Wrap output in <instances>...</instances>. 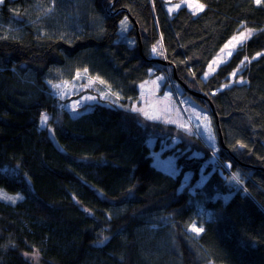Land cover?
<instances>
[{
    "label": "trees",
    "instance_id": "trees-1",
    "mask_svg": "<svg viewBox=\"0 0 264 264\" xmlns=\"http://www.w3.org/2000/svg\"><path fill=\"white\" fill-rule=\"evenodd\" d=\"M111 1L0 5V191L23 196L0 199V264H37L33 254L38 264H264V3L197 0L203 11L170 16L162 0H116L138 23L139 46L134 33L131 43L118 40L121 15L107 13ZM243 28L254 32L203 80ZM159 39L177 77L210 97L226 147L219 153L242 186L210 172L193 192L180 188L186 171L196 183L208 152H182V143L172 177L152 164L163 137L149 144L155 124L124 105L71 112L47 85L56 67L66 77L87 69L131 103L151 70L166 71L146 59ZM42 112L52 134L39 126ZM192 224L203 231L189 233Z\"/></svg>",
    "mask_w": 264,
    "mask_h": 264
},
{
    "label": "rangeland",
    "instance_id": "rangeland-1",
    "mask_svg": "<svg viewBox=\"0 0 264 264\" xmlns=\"http://www.w3.org/2000/svg\"><path fill=\"white\" fill-rule=\"evenodd\" d=\"M189 2L194 5L198 3L195 0H189ZM51 9L52 7H50L49 4L44 8V10H47L49 13L48 16L51 15ZM190 10L194 11V9ZM1 27L4 28V24L0 22V29H2ZM247 29L251 28H243L241 31H246ZM252 32H254V30H252ZM119 34L121 35V33ZM238 34L239 32L235 35ZM232 37L226 43H228ZM224 45L222 48H224ZM234 49L230 47L226 49L223 54L220 53L219 50L211 62L217 58L218 54L222 56L225 62L230 57L226 55L227 51L233 52ZM224 62L219 63L218 66ZM218 66L213 65L215 71ZM50 72L49 78L47 79L49 89L57 95L66 109L71 112H75L85 103L99 102L112 107H123L124 105L127 108L125 110L134 112L143 123L149 122L155 124V127H151L153 137L149 139V144L152 145L154 141H156V134L158 135L161 133L163 137L161 138L159 136L158 139L160 148L151 152L152 164L166 174L172 176L178 175L179 167L176 164L177 158L175 152L181 150L179 146H181L182 143L188 142V145L181 151L185 152L186 149H188L190 150V154L194 156H202V152H208V149L211 150V152L216 150L217 132L208 107L202 102L193 99L189 94H186L179 85L175 84V89L180 99L177 100L173 92L174 90L170 88L168 67H166L165 73L161 72L157 74L151 70V76L138 84V96L133 98L131 103H124V99L120 97L118 93L112 91L106 84L100 83L102 80L99 78L90 76L87 72L85 73L84 70H76L73 73L74 76L72 75L73 77L71 76L70 78L66 77L68 69L64 67L58 69L54 68ZM78 73L80 74L79 77L77 75ZM206 73H209L208 67L205 74ZM211 73L207 75V78ZM205 74L202 76L203 80L207 79ZM56 85H60V87H55ZM142 85L143 87H141ZM78 101L79 103L77 104ZM133 108H142L145 112L157 116L158 118L147 119L143 113L133 111ZM205 117H207V119H205ZM173 129H175L174 133L170 134ZM210 136L212 137L211 139L209 138ZM198 141L202 145V149L199 148ZM190 143L194 144L198 149L191 148ZM206 165V162L203 163L199 179L194 184L195 186L190 183V173L188 171L184 172L181 178L180 188H187L188 191L193 192L196 186L202 185L210 174V172H204ZM7 195L17 196L12 194ZM195 204L198 214L204 218L208 217V213L203 210L196 201ZM188 232L196 233L191 230V227L188 229ZM30 256L33 261L38 262L39 258L36 254Z\"/></svg>",
    "mask_w": 264,
    "mask_h": 264
},
{
    "label": "bare ground",
    "instance_id": "bare-ground-1",
    "mask_svg": "<svg viewBox=\"0 0 264 264\" xmlns=\"http://www.w3.org/2000/svg\"><path fill=\"white\" fill-rule=\"evenodd\" d=\"M163 3H164V7H165V10L167 12L168 15L172 16L173 14H175L178 10L180 9H185V10H188L193 16V11L190 10V8H188L187 6L185 5H182L179 9H175L171 12H169V8L172 7L173 5L177 4V3H181V0H162ZM197 1V0H195ZM116 0H112L110 2V5L107 7V13L109 15H121V20H125V18H127V29L126 31L122 30V27H121V22H119V27H118V40H127L129 43L132 42V39L131 38H127V35H132L130 33H134L136 35V38H137V42L140 46V37H139V25L138 23L135 21V19H133L131 17V15L129 14L128 10L125 8V7H115L114 4H115ZM198 3H200L199 1H197ZM2 4V3H1ZM0 4V5H1ZM201 4V3H200ZM172 5V6H171ZM196 15V14H195ZM120 20V21H121ZM122 20V21H123ZM121 33V35L119 34ZM161 39H159V41L157 42V44L155 45H152L150 48H149V52H148V57L146 59L148 60H155V59H161V60H165L167 62H169L166 58V55H165V52L162 48V44H161ZM156 46L157 48V52H153L152 49L153 47ZM155 62V61H154ZM158 63V62H156ZM171 63V62H170ZM160 64V63H159ZM173 65V63H171ZM164 67H168L169 68V83H170V88L171 90H174L173 92L175 93V97L177 98V100L179 99V96H178V93L175 89V84L179 85L180 84L177 82V80L173 77V74H172V69L171 67L169 66H166V65H163V64H160ZM208 67V66H207ZM58 68H61V67H56L55 69H58ZM81 70H85V69H81ZM207 70V69H206ZM88 73V71H87ZM214 72H212L211 74H213ZM90 76H95L97 78H99L98 76L96 75H91L90 73H88ZM177 75V74H176ZM74 76V74H73ZM72 76V77H73ZM70 78V77H68ZM100 80H102L101 78H99ZM179 79V78H178ZM181 80V79H180ZM185 83V82H184ZM187 85V83H185ZM189 86V85H187ZM190 87V86H189ZM180 88L182 89V87L180 86ZM193 89V88H192ZM183 90V89H182ZM195 90V89H194ZM184 91V90H183ZM198 92H203V91H199V90H196ZM185 92V91H184ZM51 93L53 94V96L57 97V95L55 93H53L51 91ZM186 94H188L187 92H185ZM204 93V92H203ZM191 96V95H190ZM121 97V96H120ZM192 97V96H191ZM58 98V97H57ZM193 99L195 100H203V99H198V98H194L192 97ZM180 100V99H179ZM204 101V100H203ZM205 102V101H204ZM62 104V102H61ZM205 104L207 105V103L205 102ZM63 105V104H62ZM208 106V105H207ZM63 107H65L63 105ZM66 109V107H65ZM208 109H209V106H208ZM47 114L46 112H42V114ZM41 115H40V118H39V126L43 127V128H47L49 129L50 133L52 134V128L51 126L49 125V123L47 122L46 125L42 126L41 125ZM48 115V114H47ZM211 115V113H210ZM212 116V115H211ZM49 117V115H48ZM213 118V117H212ZM49 121V120H48ZM214 121V120H213ZM216 127V126H215ZM217 132V130H216ZM219 148H222V149H226L225 147V143L224 141L222 140V142L220 143L219 142V138H218V133H217V143H216V147H215V151L211 152V150L208 149V155L205 157V160H204V163L206 162L207 166L210 167V170L208 172H214V174H216L217 178L221 181V182H227V181H231L233 182L235 185H238V186H242L240 184V181L239 180H236V179H233L234 176H237L234 171H233V166H232V163L230 160L226 159V158H223L220 153H219ZM211 153V154H210ZM248 167H254L253 165H249L247 164ZM263 171H264V168L262 167L261 168ZM1 171H4V168L0 169ZM169 175V174H168ZM172 176V175H170ZM173 177V176H172ZM4 193H7V194H12V195H18V196H21V199L23 198L22 194L20 192H14V193H11V192H5L3 191ZM19 199V200H21ZM7 202V200H4ZM18 201V200H17ZM35 262V261H34ZM39 262V260H38ZM38 262H35L38 264Z\"/></svg>",
    "mask_w": 264,
    "mask_h": 264
},
{
    "label": "snow or ice",
    "instance_id": "snow-or-ice-1",
    "mask_svg": "<svg viewBox=\"0 0 264 264\" xmlns=\"http://www.w3.org/2000/svg\"><path fill=\"white\" fill-rule=\"evenodd\" d=\"M254 2L257 5H260L261 3H264V0H254ZM0 3H3V0H0ZM182 5H185V6H187L190 9H194V11H193L194 15L197 14L198 12L203 11L204 7H205V5L200 4V3H196L194 5V4L190 3L189 0H181V3H177V4L173 5L172 7H170L169 8V12H171V11H173L175 9H179ZM49 11H50V9H49ZM121 27H122V30L126 31V29H127V18H125V20L121 21ZM251 35H252V30L251 29H247L246 31H240L238 35H234L232 37V39L228 43H226L224 45V48H222L220 50V53H222V54L225 53V50L229 49L230 47L234 49L236 47V45L242 44L243 41L245 39L249 38ZM152 51L153 52H157L156 46L153 47ZM226 55L227 56H231L232 55V51H227ZM257 55L259 56L261 54L258 53ZM245 60H247V57H245ZM221 62H224L223 58H222V56L220 54H218L217 58L214 59L208 66L209 73L215 71V68L213 67V65H217L218 66V64L221 63ZM241 63H243V61H241ZM84 71L86 73L87 69H85ZM209 73L205 74L206 78H207V75ZM77 75L79 77L80 74L78 73ZM232 75L235 76L236 73L233 72ZM90 83H91V81H90ZM100 83H104V81H100ZM55 87L59 88L60 85H56ZM141 87H143V85ZM78 103H79V101L77 102V104ZM132 110L133 111H139V112L143 113V115L147 119H157L158 118L157 116L150 115L148 112H145L144 109H142V108H133ZM205 119H207V117H205ZM48 120H49V117H48L47 114H42L41 115V125L42 126L46 125ZM209 138L211 139L212 137L210 136ZM241 146L243 147V145H241ZM233 179L239 180V177L238 176H234ZM0 199L8 200V201H11V202L15 203L16 200L21 199V197L18 196V195L17 196H10V195H7L6 193H4L3 191H0ZM191 230L196 232V233H199V232L203 231V228L202 227L198 228V227H196L195 224H192L191 225ZM25 255L27 256L28 254L25 253Z\"/></svg>",
    "mask_w": 264,
    "mask_h": 264
},
{
    "label": "water",
    "instance_id": "water-1",
    "mask_svg": "<svg viewBox=\"0 0 264 264\" xmlns=\"http://www.w3.org/2000/svg\"><path fill=\"white\" fill-rule=\"evenodd\" d=\"M153 61L171 67L173 77L177 80V82L180 84L182 89L185 92H187L189 95H191L192 97L198 98V99H203L207 103V105L209 106V112L211 113L213 120H214V124L216 126L219 142L221 143L222 142V135H221L220 128L218 126V114L215 111L214 105H213L210 97L206 93L198 92V91L192 89L191 87L187 86L182 80L178 79L176 72H175V69H174V66L170 62H167V61L161 60V59H155Z\"/></svg>",
    "mask_w": 264,
    "mask_h": 264
}]
</instances>
